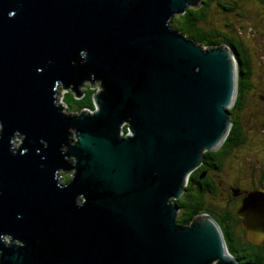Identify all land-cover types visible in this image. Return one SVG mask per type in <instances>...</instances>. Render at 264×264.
<instances>
[{"label":"water","instance_id":"95a60500","mask_svg":"<svg viewBox=\"0 0 264 264\" xmlns=\"http://www.w3.org/2000/svg\"><path fill=\"white\" fill-rule=\"evenodd\" d=\"M202 2L0 0V264H241L173 203L237 97L233 49L171 28ZM88 85L93 109L65 114L59 91ZM236 213L263 244L264 189Z\"/></svg>","mask_w":264,"mask_h":264},{"label":"trees","instance_id":"16d2710c","mask_svg":"<svg viewBox=\"0 0 264 264\" xmlns=\"http://www.w3.org/2000/svg\"><path fill=\"white\" fill-rule=\"evenodd\" d=\"M216 1V0H215ZM214 0H203L201 6L197 9H187L184 14L177 15L171 22V28L184 35L187 39L191 40L194 44L200 45L203 48L214 47L217 45L228 44L233 51H237L236 60L238 65V87H237V100L236 104L240 105L241 97L245 96L249 87L250 68L248 55L245 49L242 48L238 40L233 39L232 36L222 35L215 29L205 28L204 24L207 20V12L209 8L215 3ZM94 89L88 87L85 90V94L82 100L76 101L72 94L64 93L62 101L66 104L65 114H78L82 109H93L92 95ZM235 105V104H234ZM236 108L233 107L229 110L231 112ZM233 112V111H232ZM239 120L233 118V123L230 127L228 135L225 141L222 143L221 148L226 150L231 146L237 145L238 141L234 138L238 137ZM123 132H126L125 127ZM220 151L204 152L202 154V160L207 163L209 169L216 170L219 165ZM200 173L193 172L189 178L187 185L184 188V193L173 203L179 208L176 222L179 225L188 224L195 216L206 213L210 215L220 227L222 232L226 248L230 255L236 258L241 264H264V255L262 247H254L249 245V248L242 250V247L234 239L230 226L233 224L232 215L229 211L219 208L214 209L204 203L201 199V195L198 192H192V185L195 183V179L198 178ZM212 175V174H211ZM212 178V177H211ZM210 180V179H209ZM207 179V185H210L211 181ZM205 189H207L205 187ZM204 191V190H203ZM213 193L215 192L212 189Z\"/></svg>","mask_w":264,"mask_h":264},{"label":"flooded vegetation","instance_id":"af4514ba","mask_svg":"<svg viewBox=\"0 0 264 264\" xmlns=\"http://www.w3.org/2000/svg\"><path fill=\"white\" fill-rule=\"evenodd\" d=\"M259 1L264 5V0ZM215 3L217 7H219L224 12H228V14L233 13L234 9H238V5L235 0H217ZM235 15L240 18L244 17V14L239 12H237ZM216 31H218L222 35H229V33H224L219 30ZM232 38L236 39V37L234 38V36H232ZM225 45L228 44L225 43ZM237 51H234V53L237 54ZM248 61L250 68V57H248ZM260 68L263 69V67ZM262 71L264 72V69ZM88 87L90 88L89 85L82 88L84 94L85 90ZM68 91H66L65 93H67ZM84 94L82 95V97L84 96ZM240 101V105L236 104L235 101V105L233 104V106L230 108L232 109L236 106V108L232 110L233 112H230L231 125L233 123V118L239 120V133L237 135L238 137L234 138V140L236 139V141H238L237 145L231 146L224 151L223 149L225 148H221V145L218 150H216L221 152L219 155L220 165L216 170L209 169V167H207V163L204 160H201V164L196 170V173H200L201 176L199 175L198 178L195 179V183L192 185V192H198L205 204L208 202L207 199L216 197L218 195H221L222 199H226L224 204L219 208H223L233 214V224L230 226V229L232 230L231 233L233 234L234 239L242 247L243 251L245 250V248H249V245L254 247H262L264 255V243L260 245H253L246 239L245 230L241 227V220L238 218L236 213L246 193L254 191L257 188L264 189V171L260 170L258 174H253V183H251V185L243 187L238 183L237 186H233L231 184L223 188V190L225 191L224 193L219 192V183H221V180L217 181L211 178V174H216L218 177H221L222 174L225 175L226 170L235 160V158L239 154V151L242 150V148H246L247 146H249L252 154L256 152L257 156L260 157V160L264 162V90H258L256 84L252 83L249 77V87L246 91V96L241 97ZM260 160H256L252 167L259 166ZM263 166L264 164H261V167ZM71 174L72 172L68 174L59 172V185H66L71 180ZM207 179L212 180L210 185H207ZM205 187L207 189H205ZM212 189H214V193L213 191H211Z\"/></svg>","mask_w":264,"mask_h":264},{"label":"rangeland","instance_id":"374dc122","mask_svg":"<svg viewBox=\"0 0 264 264\" xmlns=\"http://www.w3.org/2000/svg\"><path fill=\"white\" fill-rule=\"evenodd\" d=\"M235 1L237 2L238 9H234L233 13L229 14L217 7L216 3H213L207 12L208 16L204 27L229 33L234 38L236 37L242 48L246 50L248 57H250V81L256 84L258 90L261 91L264 90V72L262 71L264 69V5L259 0ZM237 12L243 13L244 17H237L235 15ZM260 67H263V69ZM67 93L72 94L75 99L71 91ZM63 94L64 92L60 90L57 102L62 100ZM63 112L65 113V108H63ZM256 160H260L256 152L252 154L249 146L242 148L226 170L225 175H221L222 179L216 174H212V179L221 180L219 192L224 193L223 188L231 184L237 186L238 183L243 187L251 185L253 183V174H258L260 170L264 171V166L261 167V164H264V162L261 160L259 166L252 167ZM207 200V206L219 209L226 199H222L221 195H218Z\"/></svg>","mask_w":264,"mask_h":264}]
</instances>
